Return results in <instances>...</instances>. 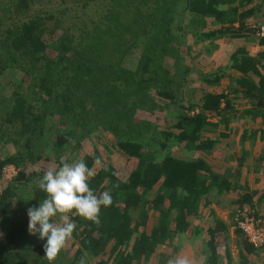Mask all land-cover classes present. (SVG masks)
I'll return each mask as SVG.
<instances>
[{"label": "trees", "instance_id": "obj_1", "mask_svg": "<svg viewBox=\"0 0 264 264\" xmlns=\"http://www.w3.org/2000/svg\"><path fill=\"white\" fill-rule=\"evenodd\" d=\"M29 1L35 2L0 3L10 13L14 9L23 14ZM114 1L109 15L113 26L105 31L94 29L95 36L82 32L78 44L68 42L67 31L60 30L58 35L60 21L54 15L21 21L6 30V38H0V78L12 70L22 75L9 86L0 81V153L5 145L13 148L5 157L0 156V181L4 168L18 170L0 189V264H81L82 259L84 264H150L152 260L164 264L156 258L158 249L164 246L165 257L172 256L175 262L184 253L180 243L184 236L189 240L187 247L198 253L194 252L199 264H233L229 227L210 205L238 192L240 209L233 219L247 210L263 220L254 211V204L264 200V190H250L238 167L219 174L209 164L207 157L227 137L217 131L221 125L229 129L233 106L225 93H205L199 101L188 103L179 99L191 72L180 47L186 35L184 23L191 29L189 33L198 31L199 43L211 41L213 48L205 50L208 55L216 48L213 40L230 36L243 41L245 45L231 57L241 77L230 91L250 102L252 108L245 115L262 119L264 125V36L260 34L264 26L258 24L261 10L254 6L258 2ZM129 7L134 12L128 21H122L124 13L118 9L127 12ZM49 22L54 25L49 26ZM208 22L220 26L217 37L214 31H206ZM256 24L258 33L252 29ZM113 39L116 42L108 48ZM254 42L263 50L250 56L248 44ZM136 52L139 58H135ZM166 61L171 62L164 65ZM219 80L218 76L214 80L204 76L210 86L219 87ZM140 111L171 115L172 130L137 118ZM97 128L114 137L110 146L123 159L121 165L103 160L97 148L84 155L83 142ZM47 129L49 135L45 136ZM260 132L264 143V131ZM258 134L247 137L244 133L241 144L247 140L255 143ZM151 143L162 151L177 149L181 153L179 157L171 152L159 158ZM43 144L52 148L61 166L63 158L70 164L85 161L94 172L90 188L97 195L109 191L113 198L111 206L102 207L99 223L69 214L76 228L52 261L45 254L46 240L30 234L27 215L29 208L39 207L47 196L38 183L44 173L32 170L43 162ZM261 148L255 153L254 145L251 149L242 147L240 164L248 170L264 169V144ZM235 174L239 180L234 182ZM205 210L210 212L203 230L196 222L204 219ZM56 222L60 223L58 218ZM237 236L240 264H249L250 255L264 254V249H256L240 229ZM67 244L77 248L63 258ZM60 259L64 261L60 263Z\"/></svg>", "mask_w": 264, "mask_h": 264}, {"label": "rangeland", "instance_id": "obj_2", "mask_svg": "<svg viewBox=\"0 0 264 264\" xmlns=\"http://www.w3.org/2000/svg\"><path fill=\"white\" fill-rule=\"evenodd\" d=\"M4 1L5 0H3V2ZM239 1L240 0H238L237 2L239 3ZM257 2L258 3H254V6L257 5L261 10L259 14L260 20L258 24L264 26V0H257ZM114 3V0H35L34 3L29 1V7L23 14L15 12L14 9H12L13 13H10L8 12V9H5V7H3L0 3V14L3 18V23H0V38H6L8 36V34H5L6 30L14 28L17 23H22L21 21L25 22L28 21L30 18L38 16L46 17L48 15H54L55 18H58L57 21H60L58 22L60 23L59 27L61 29H59V31L57 32L58 35L61 33L60 30L64 32L67 31L68 42L71 44H78L81 39V35H83L82 32L89 31V33L91 32V35L95 36L97 31H95L94 29L98 31H105L106 29H109L110 26H113V22L109 19V15L111 14L112 9L114 8ZM236 5L237 3L233 4V6ZM1 9H5V11H1ZM118 10L120 14L121 12L124 13L122 21H128L131 18V13L134 12L131 7L128 8V11L130 13H127L128 11L124 12V8H120ZM183 20L186 21V19ZM184 24V27L186 28V35L183 38V43L180 47V50L181 56L185 60L184 64H186L187 66H191H189L191 68V72L189 74V79L186 84V87H184V89L182 90L179 99L188 103L189 101H199L201 98H203V95H205V93H225L229 96L228 98L229 100H231V104L233 106V110L229 113V116L233 118L232 122L230 123L229 129H226L223 125H221L219 127V130L217 131L218 133L227 135V137L224 139L222 138L219 144L217 145L216 151L213 153V155L211 157H207V159L209 160V164L213 167V170L219 174H226L229 172L230 168L233 169L234 167H238L242 178H246L249 181V189L262 191L264 190V169L254 171L253 168L251 170H248L246 167H243L240 164L239 157L242 155L240 151L242 147H244L245 149H251V147H253L254 145V148H256L254 150L255 153L261 151V147L264 143L259 138L262 134L260 130L264 131V125L262 119L252 120L250 117H247L245 114L249 109L252 108L251 103L248 102L245 98H243L241 94H236L230 91L231 87H237V81L241 77L240 73H238L233 68V65L231 63V57L234 53L241 49L245 45V43H243V41H240L239 39L231 38L230 36L221 39H216L217 41L213 40L214 46H216V48H214L215 50L210 55H208V53L206 54L205 50L206 48H213V46L211 45V41L208 42V44L199 43L196 39L199 34L198 31H195L194 33H189L191 29L187 26V23ZM207 24L208 27L206 31H214V36L217 37V34L220 31V26L214 27L211 25L210 22H208ZM258 24H256V26L252 25V29L255 28L254 31L257 33L259 31L257 27ZM48 25L50 26L51 22H49ZM148 31L152 34L154 33L151 28H148ZM233 36L236 37V35ZM111 41L112 42L110 43L108 48H111L116 42L114 41V39ZM256 44V42H254V44H248L247 51L250 56H256L263 50L262 47ZM138 55V52H136L135 58H139ZM133 58H131L130 60H133ZM169 62L171 61H166L164 65L168 64ZM6 74L4 77L0 78V81L6 86L7 84L8 86L12 84L14 78L19 75L16 70H12L11 72H8ZM204 76H209V79L211 80L216 79V77L218 76L220 79L219 87L210 86L205 83ZM254 79L256 81L259 80V78ZM224 106L225 103H223L222 107ZM137 118L141 120H148L147 122H151L155 126L163 128L162 130H164L165 128L166 130H172V126L170 124H172L174 120V117H172L171 115H163L160 113L151 114L144 111H140L137 115ZM210 121L214 122L215 119H212L211 117ZM96 130L97 131H94V133H90V137L85 139V141L83 142L85 143L83 145L84 155L93 154V149L97 148L101 153L103 160H110L112 164L121 165L123 159L120 158V156L117 155V153L113 150V147L110 146V142L114 140V137L109 132H106L100 128H97ZM148 132H150V130ZM254 132L259 133L256 142L253 143L252 141L247 140V142L242 145V135L245 133L247 137H249ZM48 135L49 129H47L45 136ZM148 139L146 140V142H149ZM161 139L164 140V138ZM44 140H46V138ZM50 141L51 143H53V139H50ZM151 144V149L154 148L152 150L159 152V158L164 157L168 153L171 154V152L173 153L172 156L179 157L177 155L181 153V151H178L177 149H173L171 151H162L158 148V145H156L155 143ZM3 147L4 150L0 153L1 157H5L6 153L8 152H13V148L10 145H5ZM43 148L45 156L43 158V162H39L38 165L36 167H33L32 170H37L38 172L45 173L48 170H58L60 167H62L61 165H59L57 159L58 156H56L55 153L52 152V148L44 144L42 146V149ZM79 158L82 159L83 156L81 155ZM65 160L66 158H63L62 162H64ZM9 168L14 169L16 173L10 171V174L8 175ZM5 170H7L6 175L8 176H5L3 173V179L0 181V189L3 186V182H7L8 180H11L17 176L18 170H16L14 167H6L3 171L5 172ZM258 179L259 181L257 184L256 180ZM236 180H239V178L235 174V178H233L232 181L235 182ZM238 199V192L231 193L227 196L215 199L214 202L210 205V210H212L217 217L222 218V220H224L229 227L228 246L230 248V253L232 254L233 264H240L242 261V258L240 256L241 249L238 245V229L233 219V215L236 210L240 209V206L237 204ZM254 208V211L258 215L260 214L264 221V200L259 204L256 202L254 204ZM209 212V210H205L203 213L204 216H202V218L204 219L198 220L196 222V225L199 228L203 229L208 226V222L205 219L209 216ZM188 241L189 240L186 236L181 239L180 243L183 244V248L181 249H183L182 251L184 253L182 254V256L180 255L179 258L187 259L188 264H199L198 262L200 259L198 258V255L194 254V252L197 253L196 250L187 247ZM76 248L71 249L70 244H67L66 252H64L63 250L64 253H62L61 255L63 256V258H66L69 255L74 254ZM165 252L166 250L164 246L160 247L158 249V253L160 254L157 255L156 258L159 257L160 261L164 264H170V262H172V264H175V262L173 261L174 258L172 256L170 257L168 255L165 257ZM190 252L191 255L188 256V253ZM222 252L224 253V249H221V253ZM249 259V264H264V254L256 253L254 255H250ZM63 261L64 260H61L60 263H62ZM150 264H159V260L158 263L157 261L154 262V260H152Z\"/></svg>", "mask_w": 264, "mask_h": 264}, {"label": "clouds", "instance_id": "obj_3", "mask_svg": "<svg viewBox=\"0 0 264 264\" xmlns=\"http://www.w3.org/2000/svg\"><path fill=\"white\" fill-rule=\"evenodd\" d=\"M260 34L263 36L262 30ZM93 176V170L85 161L70 164L65 160L62 167L46 171L38 181L47 196L39 207L27 210L28 227L30 234H38L41 240H46L45 254L50 261L55 259L74 233L76 224L69 219V214L99 223L102 207L113 203L109 191L97 195L90 188L89 181ZM56 218L60 223L56 222ZM81 264H84L83 259ZM175 264H188V260L177 257Z\"/></svg>", "mask_w": 264, "mask_h": 264}, {"label": "built area", "instance_id": "obj_4", "mask_svg": "<svg viewBox=\"0 0 264 264\" xmlns=\"http://www.w3.org/2000/svg\"><path fill=\"white\" fill-rule=\"evenodd\" d=\"M262 35L264 36V28L262 29ZM8 170V175L10 174V171L16 173L12 168H9ZM6 171L7 170H5L4 175L8 176L6 175ZM251 214L252 213L247 210L240 211L234 222L236 227L243 231L248 241L253 244L256 249H264V221Z\"/></svg>", "mask_w": 264, "mask_h": 264}]
</instances>
